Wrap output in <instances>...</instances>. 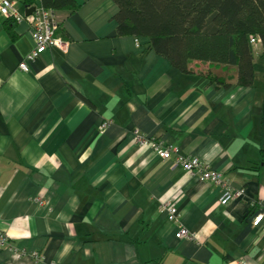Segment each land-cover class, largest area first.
Wrapping results in <instances>:
<instances>
[{
	"label": "crops",
	"instance_id": "obj_1",
	"mask_svg": "<svg viewBox=\"0 0 264 264\" xmlns=\"http://www.w3.org/2000/svg\"><path fill=\"white\" fill-rule=\"evenodd\" d=\"M15 1L22 13L36 3ZM75 1L56 12L63 47L29 71L30 26L0 13V264H264V221L252 223L264 208V64L254 57L252 85L216 84L207 63L183 72L118 34L114 0ZM135 131L198 155L246 195L221 204ZM169 200L181 223L160 212ZM180 224L194 238L179 239Z\"/></svg>",
	"mask_w": 264,
	"mask_h": 264
},
{
	"label": "trees",
	"instance_id": "obj_2",
	"mask_svg": "<svg viewBox=\"0 0 264 264\" xmlns=\"http://www.w3.org/2000/svg\"><path fill=\"white\" fill-rule=\"evenodd\" d=\"M114 1L118 34L146 39L156 53L183 72L194 71L193 62L201 61L209 65L210 82L253 84L255 48L249 38L254 35L261 40L264 57V0ZM33 2L25 0L28 6ZM41 4L56 12L77 6L75 0H41Z\"/></svg>",
	"mask_w": 264,
	"mask_h": 264
},
{
	"label": "built area",
	"instance_id": "obj_3",
	"mask_svg": "<svg viewBox=\"0 0 264 264\" xmlns=\"http://www.w3.org/2000/svg\"><path fill=\"white\" fill-rule=\"evenodd\" d=\"M32 6L34 10L25 14L22 13L15 0H0V13L5 17L11 18L16 22L27 21L30 26V34L33 39V47L19 63V68L23 71L30 70V62H33L43 53L47 52L52 46L63 47L64 39L58 34L60 21L56 15V11L46 8L41 4V0H35ZM250 43L256 49L261 44V40L254 35L249 38ZM135 43L140 46L141 40L135 37ZM110 121H103L100 128L104 129L109 125ZM135 137L139 144L150 145L155 154L163 159L173 157L176 164L180 165L185 171L194 176L198 181L213 185L221 191L219 201L226 205L231 200L237 197L246 195L244 187H234L231 181L224 173L216 168H213L209 162L203 160L198 155L185 154L179 151L178 147L170 144H165L162 140L153 136L145 135L135 131ZM251 205H256L255 201H251ZM160 212L165 213L171 221L181 223V214L178 206L172 200L162 202ZM264 221V208L261 209L253 218V225L258 226ZM179 239L194 238V235L189 229L180 224L176 232ZM9 234L0 229V247H6L9 244ZM35 257H39L35 253Z\"/></svg>",
	"mask_w": 264,
	"mask_h": 264
},
{
	"label": "rangeland",
	"instance_id": "obj_4",
	"mask_svg": "<svg viewBox=\"0 0 264 264\" xmlns=\"http://www.w3.org/2000/svg\"><path fill=\"white\" fill-rule=\"evenodd\" d=\"M258 52H260L259 49L258 48L255 49V59H256L257 70L261 69V67L264 64V58L261 55H259L260 53H258Z\"/></svg>",
	"mask_w": 264,
	"mask_h": 264
},
{
	"label": "water",
	"instance_id": "obj_5",
	"mask_svg": "<svg viewBox=\"0 0 264 264\" xmlns=\"http://www.w3.org/2000/svg\"><path fill=\"white\" fill-rule=\"evenodd\" d=\"M34 6H30V7H28L26 10H25V14H29V13H31L33 10H34Z\"/></svg>",
	"mask_w": 264,
	"mask_h": 264
}]
</instances>
